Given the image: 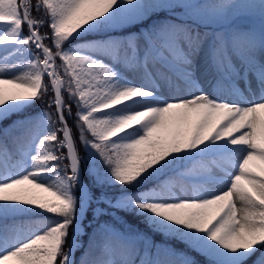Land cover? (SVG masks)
<instances>
[{
  "label": "snow or ice",
  "instance_id": "snow-or-ice-1",
  "mask_svg": "<svg viewBox=\"0 0 264 264\" xmlns=\"http://www.w3.org/2000/svg\"><path fill=\"white\" fill-rule=\"evenodd\" d=\"M13 116L0 264H264V0H0Z\"/></svg>",
  "mask_w": 264,
  "mask_h": 264
},
{
  "label": "trees",
  "instance_id": "trees-1",
  "mask_svg": "<svg viewBox=\"0 0 264 264\" xmlns=\"http://www.w3.org/2000/svg\"><path fill=\"white\" fill-rule=\"evenodd\" d=\"M34 15H39L42 18H44L45 20L47 19V17H43V14L42 13H40V14H35L34 13ZM151 23H152L151 20H147V21H145L143 23V25H135V26L130 27L127 30V32H138L141 27H147ZM237 23L240 26H242V27H247L250 24H252L253 22L249 18H247V17H241L237 21ZM41 31L42 32L49 33V35H50V30L48 29V27L46 25H45L44 28L41 29ZM88 38H91V37H88ZM46 43H49L50 44L51 42L50 41H46ZM48 99H49V97H45L44 102H41V101L35 102L34 103V106L32 108L26 110L22 114V116L31 115V114H35V113L39 112L42 107H46V102H47ZM66 99H67V97H66ZM69 102L71 103V101H69ZM72 113H73V116L71 118H69V124L73 126V131H74V134H75V125L73 123V120H74V116H75V113H76V106H75L74 103H73V107H72ZM20 118H22V117L13 116V117H11L10 120L4 121L3 124H0V128L6 127L8 124H10L12 122V120H16V119H20ZM9 143L11 144V140L9 141ZM77 144H78V147L80 148V153L83 156L84 155V148L79 145V141H77ZM85 182L86 183L89 182V178L87 176L85 178ZM151 186H152V184L150 183V184L144 185V188H149ZM117 191H118V189H113V190H110V193H115ZM119 215L123 218L124 221H126L128 224L132 225L133 228H137L141 232L146 233L147 236L152 241H154L156 245H158V246H164V245H169L170 244L178 252H181V253L187 252L190 256L194 257L196 259V261L201 262V264H202V262H203V257L202 256L197 255L196 252L192 251L191 249H189L188 247H186L185 244L180 243L178 240L169 239L168 237H166L163 234H160V233H157V232H153L143 222V219L141 217H139V216H131V215H129L127 213H124V212L119 213ZM101 220L102 221L106 220V221H108L110 223H116L115 221L112 220V217H110V216L101 217ZM116 227L117 228H120V227H122V224L117 223L116 224ZM91 235H92V229L91 228H88L87 229V235H85V236L82 237V240H83V243H84V247L85 248L88 247V239H89V236H91ZM83 251H84V249L82 248V249H80V251H78L76 253L77 258H79L81 256V254L83 253ZM93 254L95 255L96 253L94 252Z\"/></svg>",
  "mask_w": 264,
  "mask_h": 264
},
{
  "label": "rangeland",
  "instance_id": "rangeland-1",
  "mask_svg": "<svg viewBox=\"0 0 264 264\" xmlns=\"http://www.w3.org/2000/svg\"><path fill=\"white\" fill-rule=\"evenodd\" d=\"M250 19H252L256 24H259V20H258V18H250ZM24 31L27 32V29L25 28ZM10 75H11V74H10ZM128 75H129L130 78H133V77H132V73H128ZM137 82H138V81H137ZM166 95H167V93H166ZM182 95H183V94H182ZM141 218H142V217H141Z\"/></svg>",
  "mask_w": 264,
  "mask_h": 264
}]
</instances>
